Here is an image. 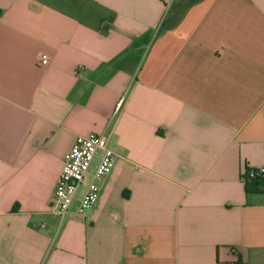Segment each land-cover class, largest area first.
<instances>
[{"label":"crops","instance_id":"obj_1","mask_svg":"<svg viewBox=\"0 0 264 264\" xmlns=\"http://www.w3.org/2000/svg\"><path fill=\"white\" fill-rule=\"evenodd\" d=\"M89 133L116 162L61 219ZM260 167L264 0H0V264H264Z\"/></svg>","mask_w":264,"mask_h":264},{"label":"built area","instance_id":"obj_2","mask_svg":"<svg viewBox=\"0 0 264 264\" xmlns=\"http://www.w3.org/2000/svg\"><path fill=\"white\" fill-rule=\"evenodd\" d=\"M37 62L39 65L48 64L47 54L39 51ZM98 151H102L99 163L92 174V179L87 180L90 166ZM115 162L116 155L108 148L106 135L89 133L76 136L64 157L61 171L56 178L54 200L49 207L50 211L62 219L68 213L82 184H85V191L80 198L77 210L82 214L85 210L93 207L99 195L96 181L109 174ZM247 174L250 178L262 175L264 167L249 169ZM40 228L44 229L45 226L41 224Z\"/></svg>","mask_w":264,"mask_h":264},{"label":"trees","instance_id":"obj_3","mask_svg":"<svg viewBox=\"0 0 264 264\" xmlns=\"http://www.w3.org/2000/svg\"><path fill=\"white\" fill-rule=\"evenodd\" d=\"M248 171L249 169H247V172ZM247 172L246 174L241 176V179L244 184L245 193L247 195H251V194L264 195V174L250 178Z\"/></svg>","mask_w":264,"mask_h":264}]
</instances>
